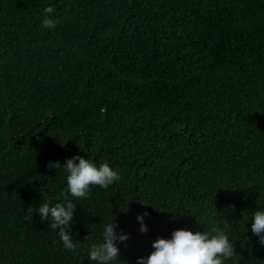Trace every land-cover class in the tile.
Wrapping results in <instances>:
<instances>
[{"label":"trees","instance_id":"trees-1","mask_svg":"<svg viewBox=\"0 0 264 264\" xmlns=\"http://www.w3.org/2000/svg\"><path fill=\"white\" fill-rule=\"evenodd\" d=\"M73 155L121 179L72 198L47 164ZM49 198L76 204L73 251L28 218ZM261 208L264 0H0V264H93L109 219L130 237L114 264L213 225L235 247L225 264H264Z\"/></svg>","mask_w":264,"mask_h":264},{"label":"clouds","instance_id":"clouds-1","mask_svg":"<svg viewBox=\"0 0 264 264\" xmlns=\"http://www.w3.org/2000/svg\"><path fill=\"white\" fill-rule=\"evenodd\" d=\"M52 7L44 9L46 18L42 26L46 29L56 27L57 21L47 14L52 13ZM49 170L61 169L65 173V192L75 199H85L92 186L107 189L121 179V176L107 163L97 166L91 160L81 155L67 158L63 164L49 161ZM76 204L72 199L65 198L62 202L53 203L49 198L38 207L27 208L28 218L35 213L41 222L50 221L52 230L57 231L58 240L66 251H73L77 242L70 226L74 223ZM149 213L137 214L139 232L148 231L145 218ZM251 232L264 245V208L252 212ZM118 225L114 219L104 222L98 242L92 243L86 250V257L93 264H114L119 256L121 243L129 240V235L122 229L117 231ZM248 230V229H247ZM153 251L147 257H137L136 264H225L235 255V247L229 236L220 228L213 225L210 230L196 231L176 229L170 238L158 237L151 244ZM121 262V261H120Z\"/></svg>","mask_w":264,"mask_h":264}]
</instances>
